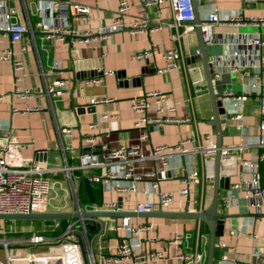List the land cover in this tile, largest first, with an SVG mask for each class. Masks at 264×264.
<instances>
[{
    "label": "crops",
    "instance_id": "1",
    "mask_svg": "<svg viewBox=\"0 0 264 264\" xmlns=\"http://www.w3.org/2000/svg\"><path fill=\"white\" fill-rule=\"evenodd\" d=\"M59 1L70 6L61 7L51 16L41 11L42 0L7 2L13 19L31 27L32 31L14 42L0 34V49H10L12 58L23 63L22 69L14 70L11 61L0 60V147L12 134L17 137L26 159L44 161L47 169L44 175L52 185L48 211L74 212L77 203L84 210H104L103 205L111 202L116 203V210L134 211L136 202L157 201L156 194L149 192L143 179H113L105 184L89 181L88 176L99 174L102 169L75 167L85 137L94 138L93 151L97 154L103 144L106 150L139 144L147 158L135 164L136 172L153 168L166 170L168 178L160 182V189L172 192V198L166 206L156 205L152 211L206 208L211 198L212 177H206L205 170L211 166L213 172L215 152L198 149L215 144L216 131L209 124L212 109L201 55L196 51L195 24L193 30L184 33L181 26L169 27L166 23L156 28L158 21H172L170 0L159 7L127 0L130 3L128 18H145L148 27L66 44L56 37L46 36L37 22L51 17L62 27L72 30L104 26L116 16L118 0ZM192 2L195 15L201 21L210 12H215L222 21L231 17L242 19L238 23L215 24L211 39L205 42L214 74V90L217 86L224 90L218 98V114L223 119L222 147L239 146L222 156L221 174L227 178V185L218 191V214L223 215V230L215 237L213 264H264V197L260 198L257 215L242 186L243 181L250 178L251 171L240 165L259 154L257 174L264 186V146H255L258 139L264 141V131L258 128L260 104L264 102V0ZM75 3L89 7L88 19L71 17V5ZM65 11H68L66 16ZM253 37L259 38L258 46L252 43ZM22 46L25 49L22 50ZM150 48L153 53L148 60L134 57ZM169 48L181 52V67L159 70L164 66L162 54ZM220 75L226 78L217 85ZM56 80L64 82L65 89L61 94L48 95L45 88L51 87ZM89 80L92 82L88 83ZM17 88L29 89L31 95L20 98ZM148 91H161L168 96L162 103L163 112L157 114L151 106L148 116L185 120L149 124L147 139L140 140L141 129L134 125L136 114L129 105ZM236 97L241 99L235 100ZM98 98L105 100L91 103ZM33 106H38L39 110H31ZM170 107L173 109L169 110ZM182 140H186L182 149L167 156L164 164L149 157L154 146H174ZM66 167L70 169L66 171ZM192 170L198 173V180L189 184L188 195L183 197L179 194L183 187L181 180ZM83 179L90 184L92 198ZM131 184L135 191L125 200L115 187ZM236 185L241 187L238 189ZM127 218L133 227L150 225V229L133 234L119 227L122 218H85L84 236L82 227L76 222L74 231L81 234L93 264H107L104 258L114 254L122 244L129 245L133 253L159 252L142 264H187L182 256L193 255L196 251L204 254L206 264L209 230L203 221L197 218ZM59 220L58 227L53 226L54 220H13V235L27 236L35 232L48 239L37 245L11 246L9 264H63V245L66 239L76 238L69 232L63 240L69 221ZM23 224H32L34 228L22 229ZM4 255L0 247V261L4 260ZM132 258L130 255L118 264H133Z\"/></svg>",
    "mask_w": 264,
    "mask_h": 264
},
{
    "label": "built area",
    "instance_id": "2",
    "mask_svg": "<svg viewBox=\"0 0 264 264\" xmlns=\"http://www.w3.org/2000/svg\"><path fill=\"white\" fill-rule=\"evenodd\" d=\"M142 5H155L159 7L166 0H139ZM8 0H0V8L2 9V16L0 18V34H3L9 38L11 42L20 41L24 38L26 32H31V27H27L25 24L17 22L13 19L12 11L7 8ZM69 4L60 2L59 0H42L41 11L49 12L50 16L52 12L58 11L64 7H69ZM170 6L172 10V21L163 22L158 21L156 28L159 25L166 23L169 27H182V32H189L193 30L194 10L191 0H170ZM72 10L70 15L73 19H88L89 7L81 4H72ZM130 3L127 0H118L116 8V16L111 23L98 26L92 29L86 30H72L67 29L59 25L53 20V18H45L37 25L40 30L46 34V36L56 37L59 40L68 43H77L82 41H89L92 39L106 38L111 33L121 30H127L134 32L143 30L148 27L145 18L129 19L128 10ZM68 11H65V16ZM240 17H231L227 20H220L215 12H210L200 23V31L204 41H208L212 37V28L215 24H230L233 22H241ZM252 43L255 46L260 44L258 37L252 38ZM21 49H25L24 46ZM152 49L138 52L134 55L137 59L148 60L152 56ZM164 60V66L159 70L178 69L181 67V52L176 48H169L162 54ZM0 60H8L12 62L14 70H20L23 67L21 60L13 59L10 49H0ZM18 80V78H16ZM95 81V80H94ZM92 82L91 80L88 83ZM46 93L61 94L65 89L64 82L56 80L51 87H46ZM20 98H27L31 95L29 89H16ZM168 99V96L161 91H148L141 96L134 98L129 107L136 114L134 125L141 129L139 134L140 140H145L148 137L147 127L149 124L157 123L159 121H184L185 119H173V118H161L159 116L150 117L147 115V110L153 106L157 114L163 112L162 103ZM241 97H236L235 100H240ZM105 99L98 98L92 99L91 103L99 102ZM31 110H39L38 106H33ZM173 108L170 107L169 110ZM106 117H113L112 115L104 114ZM144 128V129H143ZM260 131H264V102L260 104V121L258 124ZM186 140H182L179 144L174 146L156 145L150 154V158L160 160L162 164L165 163L166 157L170 154L179 152L182 149V144ZM94 138L85 137L80 145L81 153L78 157V164L76 168L88 170L91 168H101L102 172L99 174H92L88 176L89 181L94 183L105 184L113 179L123 180H145L147 183V189L151 193H155L157 197L156 202L143 201L136 202L134 205L135 212H149L157 205L162 208L168 204L172 198V192L163 191L160 189V182L168 178L165 169H151L143 173L136 172L134 166L136 163L141 162L147 158L141 150L139 144L121 145L116 149L106 150V146L101 145V152L94 153ZM258 147L264 146V141L258 139L256 145ZM239 146L221 147V156H227L229 151L237 149ZM205 149L215 150V144H211L208 148H199L198 151ZM260 160L259 154L255 155L254 159L248 162H241V167L249 169L251 176L249 179L243 181V188L245 190L244 195L247 198L249 205L254 208V212L258 215L260 213V198L264 197V186H262L258 179L257 168ZM44 161L34 162L26 159L22 154V147L15 135L9 134L6 137L5 143L0 147V214H27L35 212L48 211V205L50 202V193L52 185L48 178L44 175L47 169L43 166ZM68 171L70 168H64ZM212 167H208L205 170L206 177H212ZM198 173L194 170L186 172L181 180L183 187L179 189V194L183 197L188 195V186L191 182H196L198 179ZM236 188H240L241 185H236ZM115 190L123 194V199H127L130 192L135 191L134 185H119L115 187ZM104 210H116V203H106L103 205ZM77 209L80 210L77 203ZM257 218V217H256ZM4 221L0 220V247L4 250V260L0 261V264H9V248L11 246H18L24 243L31 245H37L44 243L48 238L45 236L32 232L27 236L13 235L15 230L10 225L8 229L4 225ZM76 221H70L63 234V240L67 233L73 232ZM60 225V220H54V227ZM119 227L125 228L130 233H137L142 230H149L150 225H139L133 227L129 224L128 218L123 217ZM82 232L85 236V227H82ZM62 240V239H61ZM159 252L144 251L133 253L132 249L127 244H122L116 249V252L110 256L104 258L107 264H118L124 262L130 255H132L133 264H142L146 259H150L158 256ZM63 264H82V258L80 250L73 237L66 239L65 245H63L62 254ZM90 256V255H89ZM91 258V257H90ZM187 264H204L205 257L201 251H196L193 255L182 256ZM92 262V259H91Z\"/></svg>",
    "mask_w": 264,
    "mask_h": 264
},
{
    "label": "water",
    "instance_id": "3",
    "mask_svg": "<svg viewBox=\"0 0 264 264\" xmlns=\"http://www.w3.org/2000/svg\"><path fill=\"white\" fill-rule=\"evenodd\" d=\"M192 1V0H191ZM193 4V2H192ZM194 10V4H193ZM195 29L198 37V47L196 48L197 52L200 53L207 91L210 98V104L212 109V118L209 120V124L213 125L216 131V142H215V158H214V166L212 173V190H211V198L208 206L203 210L198 211H180V212H167L162 210H155L149 212H135V211H124V210H76L74 212H61V211H46V212H35V213H27V214H0V220H56V219H66L69 222L72 219L77 220L79 222L80 227H85L84 219L85 218H114V217H130V216H140V217H164V218H197L203 221L209 230V238H208V248L206 254V264H213L214 260V248H215V237L221 235L223 230V215L218 214V191L222 187L227 185V178H224L221 174V162L222 156L220 154V148L222 145V129L221 124L223 123V119L219 117L218 114V98L223 94L224 90L217 88L214 90V74L213 70L210 67L209 59L206 54L205 49V41L202 37L200 31V23L195 15L194 10V20ZM223 76L220 75L218 78V82L222 81ZM86 190L91 197L90 184L87 179H83ZM73 236L76 238V244L79 247L81 258L83 264H93L91 262V258L89 256V251L81 234L77 231H73ZM86 242H88L86 240Z\"/></svg>",
    "mask_w": 264,
    "mask_h": 264
},
{
    "label": "rangeland",
    "instance_id": "4",
    "mask_svg": "<svg viewBox=\"0 0 264 264\" xmlns=\"http://www.w3.org/2000/svg\"><path fill=\"white\" fill-rule=\"evenodd\" d=\"M225 78H226V76L223 75V80L217 82L216 84L219 85V84H221L220 82L223 83L224 80H225ZM217 88H219V90H220L221 86H220V87L217 86ZM13 222H14L13 220H6V221H4V225H5V227L8 229V227H9ZM34 222H37V221H34ZM15 226H16V225H15ZM32 227L34 228V225H32V224H23L20 228H22V229H28V228H32ZM35 227H36V224H35ZM16 229H18V228L16 227ZM9 249H10V248H9Z\"/></svg>",
    "mask_w": 264,
    "mask_h": 264
},
{
    "label": "trees",
    "instance_id": "5",
    "mask_svg": "<svg viewBox=\"0 0 264 264\" xmlns=\"http://www.w3.org/2000/svg\"><path fill=\"white\" fill-rule=\"evenodd\" d=\"M96 202H97V203H100V202H98L97 200H96ZM40 221H43V220H37V222H40ZM44 221H45V220H44Z\"/></svg>",
    "mask_w": 264,
    "mask_h": 264
}]
</instances>
